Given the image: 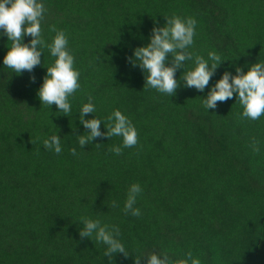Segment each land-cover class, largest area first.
Wrapping results in <instances>:
<instances>
[{
  "label": "trees",
  "instance_id": "1",
  "mask_svg": "<svg viewBox=\"0 0 264 264\" xmlns=\"http://www.w3.org/2000/svg\"><path fill=\"white\" fill-rule=\"evenodd\" d=\"M42 2V37L51 43V27L65 32L80 88L66 116L37 96L54 61L47 48L31 72L16 74L0 63V264H109L102 244L80 237L82 218L119 228L129 254H114L112 264H134L151 253L179 264L189 252L200 264H264V116L241 117L235 94L205 110L208 87L184 86L182 68L173 95L146 88L142 71L126 59L165 19L192 17L196 34L188 51L224 59L212 86L226 68L235 74L237 66L246 71L264 62V0ZM10 43L0 36V61ZM89 98L96 111L85 119L95 115L107 127L118 109L135 126L137 144L119 155L110 150L121 144L116 136L79 146L77 135L87 129L78 111ZM55 133L59 155L42 145ZM132 183L142 187L134 205L139 216L123 211Z\"/></svg>",
  "mask_w": 264,
  "mask_h": 264
},
{
  "label": "clouds",
  "instance_id": "2",
  "mask_svg": "<svg viewBox=\"0 0 264 264\" xmlns=\"http://www.w3.org/2000/svg\"><path fill=\"white\" fill-rule=\"evenodd\" d=\"M46 9L42 0H0V36L10 41V46L2 57V65L12 69V72L20 74L21 71L31 72L41 64V54L47 48L48 53L54 58L51 66L46 67V73L42 83L37 89L40 103L48 106L55 104L57 110L68 116L71 112L69 97L80 88V72L74 67V56L68 49V39L63 30L51 27L55 32L51 43H46L41 33V21ZM195 18H181L173 16L165 19L162 27H153L148 43L132 50V55L126 57L133 67H138L144 76V85L159 93L173 95L180 80L175 77L178 69H183L180 79L184 86L203 92L208 87L206 97H203V107L215 109L217 102L232 99L238 100L242 108L241 117L258 120L264 116V62H255L247 66L246 71L241 67H235L233 74L227 68L222 72L214 85L209 86V80L216 68L224 59L215 51H209L207 58L196 55L188 49L193 45L196 34ZM23 36L31 39L24 43ZM171 57V63L166 60ZM192 61L191 68H185V62ZM183 74V75H182ZM34 79V78H32ZM96 106L91 102L83 103L79 108L78 119L87 131V135H77L78 145L84 146L100 136L121 138L119 146L110 149L119 155L122 148L132 147L137 144V131L131 120L120 110L114 109L107 117V127L104 121L95 115L85 119V114L95 113ZM103 124L106 131H100ZM45 150H51L59 155L62 152L61 137L56 133L45 139L42 143ZM258 142L253 139L251 147L254 152L259 151ZM73 156L77 155L76 149L72 148ZM142 187L139 183L130 184L127 196L123 204V211L132 216H139L140 209L134 207ZM113 206L116 203L113 202ZM82 227L79 230L81 238H94L97 243L104 246L103 255L109 258L116 253L128 256L124 245L119 239V228L115 225L102 224L98 219L82 218L79 220ZM142 257H146V264H173L167 254L151 253L148 256L134 258V264H140ZM179 264H200V260L186 253L185 259Z\"/></svg>",
  "mask_w": 264,
  "mask_h": 264
}]
</instances>
